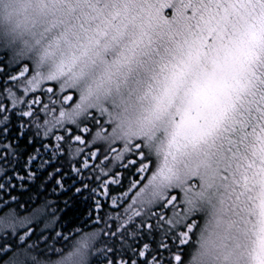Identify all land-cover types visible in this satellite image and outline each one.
<instances>
[{"label":"snow or ice","instance_id":"1","mask_svg":"<svg viewBox=\"0 0 264 264\" xmlns=\"http://www.w3.org/2000/svg\"><path fill=\"white\" fill-rule=\"evenodd\" d=\"M0 264H264V0H0Z\"/></svg>","mask_w":264,"mask_h":264},{"label":"trees","instance_id":"2","mask_svg":"<svg viewBox=\"0 0 264 264\" xmlns=\"http://www.w3.org/2000/svg\"><path fill=\"white\" fill-rule=\"evenodd\" d=\"M62 202V201H61ZM86 215H87V213H86ZM59 230V229H58ZM90 230H92V228L89 226V227H85L84 229H83V231H85V232H87V231H90ZM80 234H82V233H77L76 235L78 236V235H80Z\"/></svg>","mask_w":264,"mask_h":264}]
</instances>
